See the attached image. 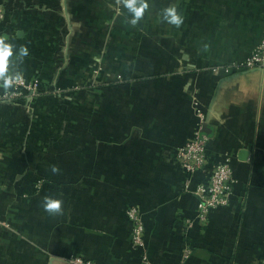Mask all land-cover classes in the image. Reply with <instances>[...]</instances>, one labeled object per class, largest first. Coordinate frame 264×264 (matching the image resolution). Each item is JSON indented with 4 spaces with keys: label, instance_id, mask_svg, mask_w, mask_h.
<instances>
[{
    "label": "crops",
    "instance_id": "crops-1",
    "mask_svg": "<svg viewBox=\"0 0 264 264\" xmlns=\"http://www.w3.org/2000/svg\"><path fill=\"white\" fill-rule=\"evenodd\" d=\"M146 2L133 26L124 0H0V93L30 85L0 102V264H264V68L234 70L264 41V0ZM204 124L233 183L201 224L207 175L178 152Z\"/></svg>",
    "mask_w": 264,
    "mask_h": 264
},
{
    "label": "built area",
    "instance_id": "built-area-1",
    "mask_svg": "<svg viewBox=\"0 0 264 264\" xmlns=\"http://www.w3.org/2000/svg\"><path fill=\"white\" fill-rule=\"evenodd\" d=\"M264 68V41L240 66L234 70H251ZM4 81V79H3ZM10 90L0 93V102L14 101L21 97L20 88H28L22 79L12 80ZM207 137L197 128L188 142L179 150L178 160L182 168L190 175L205 172L206 181L199 183L194 190L197 197V221L205 224L209 214L229 205L232 196V169L226 157L216 163L207 160ZM132 221L131 243L134 248L143 246V226L136 210L129 212ZM73 264H95L90 261L75 259ZM142 264H148L143 258Z\"/></svg>",
    "mask_w": 264,
    "mask_h": 264
},
{
    "label": "clouds",
    "instance_id": "clouds-1",
    "mask_svg": "<svg viewBox=\"0 0 264 264\" xmlns=\"http://www.w3.org/2000/svg\"><path fill=\"white\" fill-rule=\"evenodd\" d=\"M124 6L126 7L128 13L131 16V19L128 22L131 25L135 26L142 17L144 11L148 8V3L146 2V0H124ZM161 19L164 22L170 23L177 27H179L183 22V17L177 12V9L174 5L166 7L162 10ZM13 47L14 45L6 42L2 37H0V72L4 71L6 67L7 58L13 54ZM27 54V48L21 46L18 51V56L20 58H23L27 56ZM20 79L21 78L19 74H17L13 78L4 77V86H9L12 80L19 82ZM52 171L56 172L57 169L53 167ZM44 209L49 213L58 214L61 212V202L58 200L46 198L44 202Z\"/></svg>",
    "mask_w": 264,
    "mask_h": 264
},
{
    "label": "water",
    "instance_id": "water-1",
    "mask_svg": "<svg viewBox=\"0 0 264 264\" xmlns=\"http://www.w3.org/2000/svg\"><path fill=\"white\" fill-rule=\"evenodd\" d=\"M201 132L204 135L208 134V128H207V126L205 124L202 126ZM246 155H247V152H241L239 157H240V159L244 160Z\"/></svg>",
    "mask_w": 264,
    "mask_h": 264
},
{
    "label": "rangeland",
    "instance_id": "rangeland-1",
    "mask_svg": "<svg viewBox=\"0 0 264 264\" xmlns=\"http://www.w3.org/2000/svg\"><path fill=\"white\" fill-rule=\"evenodd\" d=\"M91 262V261H90Z\"/></svg>",
    "mask_w": 264,
    "mask_h": 264
}]
</instances>
